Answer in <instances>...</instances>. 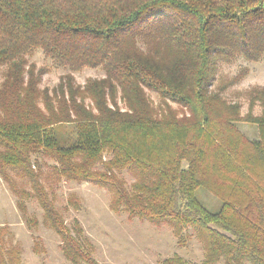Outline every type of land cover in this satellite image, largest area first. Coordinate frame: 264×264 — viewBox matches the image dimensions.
Segmentation results:
<instances>
[{
  "label": "trees",
  "instance_id": "16d2710c",
  "mask_svg": "<svg viewBox=\"0 0 264 264\" xmlns=\"http://www.w3.org/2000/svg\"><path fill=\"white\" fill-rule=\"evenodd\" d=\"M36 51L68 70L50 91L39 87L47 68L28 60ZM239 58L264 59V0H0V175L17 208L26 214L32 197L70 264H101L53 206L47 158L45 177L105 188L116 214L202 246L201 262L173 254L160 264H264V113L240 115L214 87L218 64ZM89 68L103 75L75 84L72 73ZM199 187L217 210L198 200ZM7 231L0 264H18Z\"/></svg>",
  "mask_w": 264,
  "mask_h": 264
},
{
  "label": "rangeland",
  "instance_id": "374dc122",
  "mask_svg": "<svg viewBox=\"0 0 264 264\" xmlns=\"http://www.w3.org/2000/svg\"><path fill=\"white\" fill-rule=\"evenodd\" d=\"M29 62L36 68L44 66L39 87L49 91L57 87L60 76L68 72L55 67L40 51H36ZM247 68L245 74L234 78L241 68ZM214 87L220 95L230 103L238 104L240 115H259L264 113V59L248 62L239 58L231 63H219L217 66ZM0 70V81H1ZM75 84L82 85L88 77H101L100 68L84 69L72 73ZM220 86V87H219ZM153 106L159 105V97L147 90ZM88 102V100H86ZM120 107L121 102H118ZM172 109L180 114V107L169 102ZM239 129L251 139L257 138L256 127L247 122L237 123ZM43 182L49 192L56 209L63 216L68 227L73 229L74 221L82 228L80 239L90 244L93 258L101 264H160L173 254H178L187 261L201 262L203 249L194 236L184 237L182 244L176 240L172 230L166 224L154 225L146 220L128 218L124 212L117 214L110 210V193L105 188L88 182H75L56 179L51 173L54 163L47 158H40ZM127 184L132 177L121 171ZM20 183L22 180L17 178ZM20 186L30 190L27 183ZM198 200L210 211L217 210L219 201L216 197L199 187L196 190ZM26 214L16 205L17 197L0 175V227L8 228L5 233L6 247H18V264H70L60 249V238L43 223L42 211L35 199L24 197ZM31 220L33 224L28 222ZM38 241L40 249L33 250L34 242ZM83 243V244H84Z\"/></svg>",
  "mask_w": 264,
  "mask_h": 264
}]
</instances>
